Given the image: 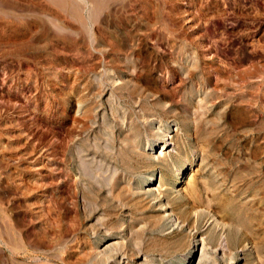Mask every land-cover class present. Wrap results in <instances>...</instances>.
<instances>
[{"label": "rangeland", "instance_id": "1", "mask_svg": "<svg viewBox=\"0 0 264 264\" xmlns=\"http://www.w3.org/2000/svg\"><path fill=\"white\" fill-rule=\"evenodd\" d=\"M0 264H264V0H0Z\"/></svg>", "mask_w": 264, "mask_h": 264}]
</instances>
